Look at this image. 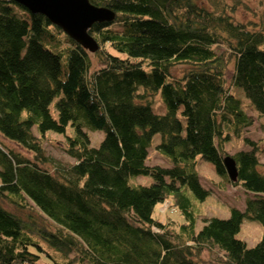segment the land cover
I'll return each instance as SVG.
<instances>
[{
  "label": "trees",
  "instance_id": "1",
  "mask_svg": "<svg viewBox=\"0 0 264 264\" xmlns=\"http://www.w3.org/2000/svg\"><path fill=\"white\" fill-rule=\"evenodd\" d=\"M90 1L115 14L88 28L93 52L43 14L0 0V264L40 255L52 264H203L200 254L213 248L222 253L216 264H264V172L254 140L244 136L248 148L231 154L232 182L252 194L244 209L205 217L198 230L191 209L209 192L195 157L229 180L222 146L252 123L247 106L264 116V26L234 19L228 0ZM178 64L180 75L171 72ZM157 97L164 110L152 108ZM97 129L102 137L91 146L88 130ZM47 130L64 135L72 161L45 152ZM155 134L168 165L148 163ZM137 175L152 182H129ZM164 200L184 219L176 228L152 215ZM245 216L263 226L252 246L235 235Z\"/></svg>",
  "mask_w": 264,
  "mask_h": 264
},
{
  "label": "rangeland",
  "instance_id": "2",
  "mask_svg": "<svg viewBox=\"0 0 264 264\" xmlns=\"http://www.w3.org/2000/svg\"><path fill=\"white\" fill-rule=\"evenodd\" d=\"M232 6L235 7L233 17L236 20L243 21H255L258 23V27L264 26V0H228ZM60 42V41H59ZM61 46L65 45L63 42L59 43ZM45 46H48L47 42H44ZM60 45H56L55 49L60 48ZM51 48V47H50ZM183 64L173 65L171 67V72L180 75L182 73ZM228 71L225 74L226 84L230 82V74L232 69V63L229 64ZM240 90V89H239ZM236 91V89H235ZM241 91V90H240ZM236 93L241 97L244 107L249 104V100L245 95L238 90ZM152 108L155 111L164 110V104L158 97L154 102H152ZM50 110L53 115H55L53 104H50ZM248 113L252 115V123L244 128L240 134L230 135L228 140L222 146L224 152L223 156L231 155L239 149L248 148L245 145L243 139L244 136L251 140H254L258 145V169L264 172V116H259L255 111H251L249 106L246 107ZM70 132V128L67 129ZM33 132L37 134L36 128L33 127ZM103 132L101 130H88L89 144L91 146H96L102 137ZM42 138V145L47 154H49L54 160L65 162H70L72 159L62 151V141L64 140V135L60 133H54L51 130H47ZM160 140L159 134H155L152 137L151 147L148 150V163L149 164H161L168 165L164 157L155 149V144ZM6 141V140H5ZM13 148H17L22 154L30 156V153L13 142L6 141ZM47 168L52 169V164L46 165ZM195 170L198 174V179L200 184L208 189V194L202 200L197 198L191 199V209L195 215V229L198 230L202 225V219L210 216H218L221 218H226L229 215L230 207H236L243 210L245 207V199L251 197L252 194L246 191L240 183L232 182L222 178V176L215 170L214 165L211 161H208L201 156L197 155L195 157ZM132 184H150L152 179L147 175H137L129 179ZM152 215L161 221L172 220L174 221V227L176 228L180 222L184 219L175 206H172L169 200H164L161 203H157L153 209ZM263 231V226L258 221L249 218L247 216L243 217L238 231L236 232V237L245 241L247 246L254 245L261 237ZM221 251L213 248L209 251H203L200 256L203 259V264H216L215 257L221 255ZM220 257V256H218ZM50 258L44 255H40L34 260L33 264H52ZM18 264V263H15ZM30 264V263H21Z\"/></svg>",
  "mask_w": 264,
  "mask_h": 264
},
{
  "label": "water",
  "instance_id": "3",
  "mask_svg": "<svg viewBox=\"0 0 264 264\" xmlns=\"http://www.w3.org/2000/svg\"><path fill=\"white\" fill-rule=\"evenodd\" d=\"M29 12H39L47 20L60 27L70 38L88 51H95L97 42L88 32V28L95 22H111L114 11L104 5H97L90 0H11ZM226 174L231 181L237 179V167L231 155L222 157Z\"/></svg>",
  "mask_w": 264,
  "mask_h": 264
}]
</instances>
